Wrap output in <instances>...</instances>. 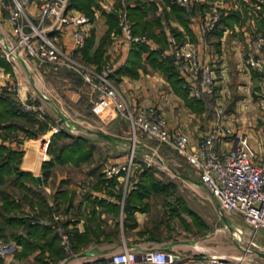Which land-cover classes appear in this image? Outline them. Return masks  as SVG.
<instances>
[{
	"label": "crops",
	"instance_id": "0c3cea01",
	"mask_svg": "<svg viewBox=\"0 0 264 264\" xmlns=\"http://www.w3.org/2000/svg\"><path fill=\"white\" fill-rule=\"evenodd\" d=\"M100 1L96 0L91 5V14L71 5V2L70 7L84 13L88 18L85 27L88 31L87 40L92 39L88 47L91 61L117 59V69L126 62L130 48L121 46L115 49L113 38L117 24L110 25L108 13L116 11L113 8L102 7ZM118 1L114 0V4L118 5ZM128 1L129 6H134L138 1H144L147 6L152 5L145 18L153 20L158 17L159 22H153L152 31L156 35L163 32L168 44L171 39L179 42L193 40L201 56L212 65L216 84L226 80L230 68H236L241 71V76L247 78L244 84L247 92L240 98L232 99L234 105L230 107L223 105L225 112L220 116L222 122L230 128V132L217 146L220 150H229L236 133L244 131L256 151V158H261L264 154V130L255 123L253 110L255 103L259 102L257 97L261 95L264 71L250 67L245 60L244 55L249 43L246 39V28L244 29L242 23L248 20L247 11L243 10L246 12L244 15L239 14L242 8L248 7V12L258 13L257 21L264 27L263 1L235 0L241 11H227L222 16L219 27L203 38L205 42L196 32V20L204 11V5L180 4L189 12L183 17L186 20L184 23L173 11L172 4L175 2L171 0ZM28 10L34 15L37 7L31 4ZM8 17L9 10L0 0V56H3L1 45L14 36L13 26ZM239 26L243 29L239 30ZM48 32L64 46L72 45L70 27L63 33L55 29ZM176 32L180 34L181 40H177ZM142 33H146L152 39L151 46L158 44L148 32ZM105 36L107 40L103 44L101 57L95 59V50L100 39ZM80 54L84 56L82 48ZM142 63L134 76L115 71L118 83L124 87L123 89L125 87L131 89L129 91L134 94L132 98L134 102L143 105L156 104L165 111L163 113L170 127L184 128L191 142L197 144L207 129L214 124L219 115L216 111L217 105L222 103V100L217 95L214 98L208 95L209 98L205 97L203 103H197V123L193 122L192 125L183 115L177 114L178 112L175 114L169 112L165 106L169 95L158 94L156 88L158 85L166 87L172 96L175 95L184 103L182 93L145 58L142 59ZM3 65L16 81L17 99L28 104L29 109L34 110L38 117H42L41 109L46 106L45 101L56 100L69 114L70 112L63 106L64 102L75 105L80 102L81 96H84L88 107L92 104L94 108L99 107L96 110L100 116L106 113L109 118L113 117L117 120L116 127L125 131L122 119L115 116L113 105L104 97L97 98L98 94L94 95L88 88H67L60 94V98L55 96L53 98L54 84L49 77L55 73L56 66L32 59L24 53L17 55L14 63L6 59V64ZM150 71H159L160 74L156 75ZM66 84L71 86L70 82ZM207 100L211 103L213 101L214 117L208 115L210 110L206 109ZM74 114L85 113L74 110ZM71 120L76 124L75 119ZM70 131L83 133L89 138L85 146L92 149L90 158L78 162L55 161L50 174L43 181L42 161L51 158L47 149L46 151L43 149V143L44 140L49 141L50 134L52 136L56 132L50 130L48 133H42L40 139L38 137L34 140L36 137H33L23 140L24 153L20 163L22 168L32 171L36 177L38 174L41 175V182L38 183L44 190L51 212L60 213V222L65 225L69 234L70 250L67 251L61 246V241L53 235V230L35 231L27 235L21 226L8 227L7 239L0 237V244L7 243L4 253L0 254L1 264H108L111 254L123 248L138 252L158 248L179 255L175 261L166 264H193L197 258L210 255L225 256L245 264H264V229L253 228L251 232L250 224L241 214L223 211L217 198L201 181L198 171L189 163L186 156L175 152L165 143L155 144L143 140L134 143L118 141L114 136L97 130L98 134L110 139L104 142L96 140L89 131L72 129ZM196 133L197 137L193 138ZM131 148L135 152L133 169L138 173L137 178L134 179L130 175L126 180L122 174H108L107 166L112 162L125 160ZM155 182L158 183L157 188L138 189L141 183L149 187ZM35 208L38 209L37 206ZM31 211L32 208L27 204L22 207L20 214L27 215ZM15 229L20 240L10 235V230Z\"/></svg>",
	"mask_w": 264,
	"mask_h": 264
},
{
	"label": "built area",
	"instance_id": "2783aa9c",
	"mask_svg": "<svg viewBox=\"0 0 264 264\" xmlns=\"http://www.w3.org/2000/svg\"><path fill=\"white\" fill-rule=\"evenodd\" d=\"M182 5L202 4L205 9L196 20V32L205 37L214 31L227 12V8L236 5L235 0H171ZM264 3V0H262ZM71 0H1V4L9 10V21L13 26L14 36L1 45L3 56L14 63L17 55L24 53L28 57L62 66L78 72L84 80L97 90L102 97L109 99L116 112L127 119L131 132L157 138L170 146L175 152L186 156L189 163L198 171L201 181L217 198L223 211L237 212L244 220L256 228L264 229V154L256 158V151L250 144L244 131L237 132L229 150H220L218 143L230 132V128L221 121L210 127L202 139L194 144L187 132L181 127H169L163 113L155 104L143 105L131 102L118 85L115 78L117 59L102 64L99 69L87 65L80 58V49L85 45L88 31L85 27L88 18L78 10L70 7ZM101 0L104 8H113L117 13V31L113 38L115 49L121 46L130 48L135 43L153 44L152 39L142 32H136L133 20L128 12L129 2L119 0ZM31 4L37 11L29 12ZM70 27L72 45L64 46L49 30L63 33ZM256 54H250L247 63L253 67L264 69V32L261 29L249 30ZM249 37V38H250ZM173 40V39H172ZM171 41V40H170ZM165 53H171L179 71L184 75L189 93L200 97L204 93L212 94L215 90V77L212 65L201 56L194 41L186 39L181 43L172 41ZM0 91H8L17 96L16 81L10 76L6 67L0 63ZM23 108L29 105L20 101ZM261 106L264 109V84L261 90ZM222 110V109H221ZM59 126H54L57 131ZM141 139H138L139 141ZM135 152L131 148L123 161L110 163L108 174H122L125 179L137 178L133 169ZM60 214L54 212L51 220L38 217L40 223H48L61 235V244L70 250V238L66 227L60 222ZM7 248V243L0 244V254ZM177 253L163 249H146L142 252L123 248L111 254L108 264H166L178 258ZM193 264H245L220 255L201 256Z\"/></svg>",
	"mask_w": 264,
	"mask_h": 264
},
{
	"label": "trees",
	"instance_id": "16d2710c",
	"mask_svg": "<svg viewBox=\"0 0 264 264\" xmlns=\"http://www.w3.org/2000/svg\"><path fill=\"white\" fill-rule=\"evenodd\" d=\"M95 2L96 0H71V5L91 14V5ZM151 6H147L144 1H138L134 6L128 7V12L133 20L134 30L137 32H148L157 40L158 44L156 46H151L148 43L132 44L126 62L115 71L134 76L138 73V67L143 64L142 59L145 58L153 66L160 68L173 87L184 96L187 95V102L193 108H197V103H203V100L206 99V94H202L200 97L189 95V90L185 85L186 80L179 75L172 55L164 52L168 47V41L163 32L156 35L152 31L153 22H159L158 17L153 20L145 18V14ZM172 9L180 20L186 23L183 17L189 13L188 9L178 3H173ZM108 17L111 26L117 24L116 12L108 13ZM176 35L177 40H181L178 32H176ZM106 40V36L100 39L99 45L95 50V59L101 57L102 47ZM91 43L92 39H86L85 45L82 47L84 56L88 60L92 59L88 54V47ZM0 63L6 64L5 57L0 56ZM7 68L10 69L8 66ZM17 101L18 99L13 93L0 91V237L7 239L8 227L17 228L21 226L27 235L28 233L33 234L35 231L53 230V235L61 241L59 231L48 223L37 221L38 217L46 212L51 215V208L46 202V195L42 186L39 185L37 177L32 171L20 166L24 149L17 146L22 139L18 138L16 131L21 130L24 136L27 137H36L38 132L48 128L50 123L38 119L34 110L25 111L20 109ZM81 102L84 103V99H80ZM34 124H38V127L34 128ZM63 137H68L69 139L60 141ZM7 138H10L11 142H5ZM88 141L89 138L85 134L73 133L65 126H61L58 131L54 132L47 145V150L51 152V158L44 159L41 165L43 181L50 174L51 167L55 161L72 160L78 162L90 158L92 149L85 146ZM14 143L16 144L13 145ZM157 186V182L151 183L149 187H145L141 183L138 185V189L157 188ZM27 204L30 205L32 211L27 215L20 214L22 207ZM10 235L20 240L17 229L10 230ZM26 243L28 244V242Z\"/></svg>",
	"mask_w": 264,
	"mask_h": 264
},
{
	"label": "rangeland",
	"instance_id": "374dc122",
	"mask_svg": "<svg viewBox=\"0 0 264 264\" xmlns=\"http://www.w3.org/2000/svg\"><path fill=\"white\" fill-rule=\"evenodd\" d=\"M126 1L129 2L128 0H126ZM227 1L228 0H225V2H227ZM255 7H257V5ZM248 9H249L248 7H244V9L242 8V12H240V14H239V15H244L246 12H243V10L244 11H247L246 16L248 17L247 18L248 20L246 22L243 21V23H242L244 29L246 28L245 29V32H246V35H247L246 36V39H247V42L249 43V46H248V48L246 50V53L244 55L246 62H248L247 61V58H248V56L250 54H256V52H255L256 50H255V47H254V45L252 43V39H251L250 35L247 34V31L249 30V33H251V31L253 29H261L264 32V27L263 26H260V24H259V22L257 21V18H256L257 16H259L258 13L255 12V11H253L252 13L250 11L248 12ZM233 10H239V11H241V7H239L237 5V2H236V5L234 7L227 8V11H229V12L230 11H233ZM252 17H254V19H252ZM245 25L246 26L248 25V27H246ZM243 27L242 26H239V30L240 29H243ZM203 38L204 37H202V41L205 42V40ZM189 40H191V39H189ZM172 41H173V43L174 42H177V43L183 42V41H180V42L179 41H176V39H173V40L171 39L170 43H172ZM170 43L168 44V47H169ZM169 54L172 55L171 53H169ZM172 57H173L174 63L176 64V61H175V58H174L173 55H172ZM80 58L84 61V63H86L87 65H92L96 69H99L102 64H105V63L111 61V59H105L102 62H99V61H91V60L88 61V60H86L84 58V56L82 54H80ZM43 63H46V62H43ZM47 64H49V63H47ZM249 66L253 68V66H251V65H249ZM176 67H177V65H176ZM158 69L162 72V70L160 68H158ZM177 69H178L179 75L184 78V75L179 71V68L178 67H177ZM258 69H260V68H258ZM54 70H55V73H53V75H51L49 77L50 80L54 84V87L52 89L53 96L51 95L53 98H54V96L57 97V98H60V94L61 93H64L67 88H77V89L78 88H80V89L81 88L82 89L83 88H88L91 93H94V95L95 94H98L97 95V98L98 97H102L97 90L92 89V87L84 80V78L82 77V75L80 73L73 72L71 70H68V69L62 67V66H57L56 69H54ZM260 70L264 71V69H260ZM150 72H152L153 74H156V75L157 74L158 75L160 74L159 71H150ZM240 72L241 71L236 70V68H230L229 71H228V73H227L226 80L221 81V82H217V84L215 82V90H214V92L212 94L204 93V94H206V96H205L206 98L207 97L209 98L208 95H210V97H213V98H214L215 95H217L222 100V103H219V104H218V102L216 103V104H218L217 105L218 108L216 109V111L218 112L219 115L214 120V123H216L217 121H221L222 122V118H221L220 115H221V113L223 114L225 112L223 105H226L227 107H230V106L234 105L235 102L232 99H234L235 97L240 98V96L242 97L244 95V93L247 92V88L244 85V84H246L247 78H245L244 76H241L240 75ZM68 82L71 83V86H68L66 84ZM116 82L118 83L117 79H116ZM118 85L122 88V90L126 94L127 99L129 101H131V102H134L132 100V98L134 97V94H131L130 93L131 91H129L131 89H127L126 87H125V89H123L124 87H122L120 85V83H118ZM185 85H186V82H185ZM262 86H261V89L260 90H262ZM156 90H157L158 94H168L169 95L170 98H168L169 100H168V102L166 103L165 106L168 107V110H169L170 113L175 114V113L178 112L177 114L183 115L184 118H185V120H187L188 122H190L192 125H193V122H196L197 123V108H193L187 102L188 101L187 100V95L184 96L182 94V97L184 99V103H183V102H181L180 99L178 100V98L175 95L172 96L170 90L167 91L168 89L166 87H164V86L158 85V87L156 88ZM189 95H191V94L189 93ZM191 96H193V95H191ZM257 98H258L257 100L259 102L258 103L257 102L255 103V108L253 110V113L255 115V118L254 119H255V123L258 126H260L262 130H264V109H263V107L261 106V103H260V101H261V95H259V97H257ZM80 99H84V96H81ZM107 100L113 105V103L109 99H107ZM17 103H18V106H19L20 109H24L25 111L26 110H30L29 108H23V107H21L22 104H21V102L19 100L17 101ZM45 104H46V106H43V109H41V113H42L41 116L42 117H38V119H40L43 122L50 123V126L48 128H46L45 130H43V131H39L38 134H37V136H36V139H34V140H37L38 137L40 139V135L42 133H45V132L48 133V131L52 130L54 126H59L60 125V127L61 126L67 127L69 129V131L71 129L74 130V131H84V132L85 131H89L90 133H92L91 135L96 140L104 141V142H108V141H110V139L106 138L104 135L98 134L97 133V130H101L104 133H107L109 135L114 136V138H116L115 140H118V141H126V142L134 143L138 139H141L143 141H147V142L155 143V144L156 143H162L157 138H154V137L151 138V137H148L146 135H142L141 136L139 132H137V134L134 135L131 132L130 128H129V124H128L129 122L127 121V119H124L123 117H121L116 112V110L114 108V105H113V109H114L115 116H117V117H119V118L122 119V124H124V127L123 128H124L125 131H123L122 129H118L116 127V126H118L117 120L114 119L113 117L112 118H109V116L106 115V113L102 114L101 112L100 113L102 115L100 116L98 114V111L96 110V109H99V107L98 108H94L93 107V104L88 107V104H87L86 99L84 100V103L83 102H81V103L79 102V103H77L75 105L74 104H71V103L69 104V103H66V102H64V104H63V106L67 109V111H69L71 113V115H70L71 119L73 118V119H75L77 121L76 124L75 123L73 124L72 123V120L70 119L67 122L68 124L64 122V123L58 125L57 120H58V117L59 116L56 114V112L54 110L53 103L51 101L50 102L45 101ZM150 104H152V103H150ZM194 104H195V102H194ZM205 105L207 106L206 109L210 110L209 111V114L207 113L209 115V117H211L210 115H212V117H214L215 116V113H214L215 112L214 111L215 108L213 106V101L211 103L209 100H207V103ZM74 110H77L78 112H82V113H85V114H83V115L82 114L81 115L80 114L79 115L77 114L76 115V114H74ZM159 110L162 113L165 112L161 108H159ZM163 115H164V117L166 119V116H165L164 113H163ZM206 118H208V117H206ZM166 122L168 124L167 119H166ZM33 127L34 128H37L38 127V124H34ZM173 127H178V126H173ZM182 129L185 130L184 128H182ZM208 130L209 129H207V131L205 132V134L208 132ZM20 132H21L20 130L19 131H16L18 138L22 139V141L19 143V145L17 144V146L20 147V148H23L22 147L23 140H25V138L28 139V138H33V137H27V136L25 137L24 134L23 133L21 134ZM50 135H49L50 138H49L48 143L50 142V139L52 137ZM194 137H197V133L195 135H193V138ZM68 139H69L68 137H63V138L60 139V141H62V140H68ZM34 140H30V142H34ZM5 142H7V143L8 142H11V139L10 138H7L5 140ZM46 149H47V147H46ZM47 152H48V155H51V152H49L48 150H47ZM57 213H59V212H57ZM52 215H53V213H51V215H48V213L47 214L45 213V214L40 215L39 217L44 216L47 220H51L52 219ZM250 227H251V232H252L254 227L252 225H250ZM252 246L253 245H251V247Z\"/></svg>",
	"mask_w": 264,
	"mask_h": 264
},
{
	"label": "water",
	"instance_id": "95a60500",
	"mask_svg": "<svg viewBox=\"0 0 264 264\" xmlns=\"http://www.w3.org/2000/svg\"><path fill=\"white\" fill-rule=\"evenodd\" d=\"M52 103H53L54 110H55L56 114L59 116L57 123L62 124L64 122H68L70 120L69 114L66 113L56 101L53 100ZM37 179L39 182H41V175L40 174L37 175Z\"/></svg>",
	"mask_w": 264,
	"mask_h": 264
},
{
	"label": "bare ground",
	"instance_id": "6f19581e",
	"mask_svg": "<svg viewBox=\"0 0 264 264\" xmlns=\"http://www.w3.org/2000/svg\"><path fill=\"white\" fill-rule=\"evenodd\" d=\"M59 130V129H58ZM44 146H43V149L44 150H46V147H47V145H48V141L47 140H44ZM45 157H47L46 155H45Z\"/></svg>",
	"mask_w": 264,
	"mask_h": 264
}]
</instances>
